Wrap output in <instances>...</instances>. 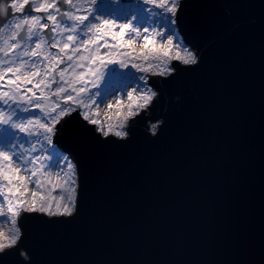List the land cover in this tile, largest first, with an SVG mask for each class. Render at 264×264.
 I'll return each mask as SVG.
<instances>
[{
  "label": "water",
  "instance_id": "95a60500",
  "mask_svg": "<svg viewBox=\"0 0 264 264\" xmlns=\"http://www.w3.org/2000/svg\"><path fill=\"white\" fill-rule=\"evenodd\" d=\"M183 4L200 63L158 86L155 136L148 119L121 141L65 128L77 212L27 214L31 264H264V0Z\"/></svg>",
  "mask_w": 264,
  "mask_h": 264
},
{
  "label": "snow or ice",
  "instance_id": "6c2138e0",
  "mask_svg": "<svg viewBox=\"0 0 264 264\" xmlns=\"http://www.w3.org/2000/svg\"><path fill=\"white\" fill-rule=\"evenodd\" d=\"M183 7L0 0V254L31 264L27 214L77 212V166L55 147L58 133L76 119L104 141L126 140L154 110L158 86L200 63L177 27ZM161 123L147 131L155 136Z\"/></svg>",
  "mask_w": 264,
  "mask_h": 264
},
{
  "label": "rangeland",
  "instance_id": "374dc122",
  "mask_svg": "<svg viewBox=\"0 0 264 264\" xmlns=\"http://www.w3.org/2000/svg\"><path fill=\"white\" fill-rule=\"evenodd\" d=\"M192 48H194V47H192ZM157 121H154V120H152L151 122H150V125L152 124V123H156ZM57 127H59V125L57 126ZM150 127V126H149ZM59 137H60V134L58 133V136L56 137V138H54V144L56 145L58 142H59ZM58 145H60L61 146V144L59 143V144H57V149H59L60 151H62L61 150V148L58 146ZM63 152V151H62ZM73 163L74 164H76V161L74 160V157H73ZM57 193H53V195H56Z\"/></svg>",
  "mask_w": 264,
  "mask_h": 264
},
{
  "label": "bare ground",
  "instance_id": "6f19581e",
  "mask_svg": "<svg viewBox=\"0 0 264 264\" xmlns=\"http://www.w3.org/2000/svg\"><path fill=\"white\" fill-rule=\"evenodd\" d=\"M74 114H76V113H73V115H74ZM152 114H153V110L151 109V110H149V118H148V120H150V117H151ZM157 122H162V121H157ZM147 123H149L148 125L150 126V122L147 121ZM146 132H147L148 134L151 135V133L148 132L147 129H146ZM129 137H130V136H129ZM129 137H128V138H129ZM128 138H127V139H128ZM120 141H121V140H120ZM41 216H44V215H41ZM44 217H47V216H44Z\"/></svg>",
  "mask_w": 264,
  "mask_h": 264
}]
</instances>
